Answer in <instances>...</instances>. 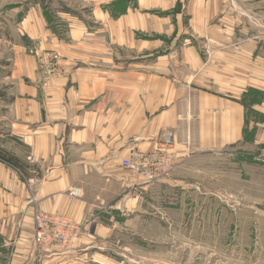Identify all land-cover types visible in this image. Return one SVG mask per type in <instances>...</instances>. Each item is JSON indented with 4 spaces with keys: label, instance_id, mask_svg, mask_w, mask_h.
<instances>
[{
    "label": "crops",
    "instance_id": "1",
    "mask_svg": "<svg viewBox=\"0 0 264 264\" xmlns=\"http://www.w3.org/2000/svg\"><path fill=\"white\" fill-rule=\"evenodd\" d=\"M9 6L19 40L2 120L23 151L6 147L19 165L0 160V264H90L115 245L177 185L175 173L150 182L123 164L164 130L174 168L238 145L264 155V19L249 17H262L264 0ZM46 53L62 75L47 74ZM37 211L68 215L76 234L37 247Z\"/></svg>",
    "mask_w": 264,
    "mask_h": 264
},
{
    "label": "rangeland",
    "instance_id": "2",
    "mask_svg": "<svg viewBox=\"0 0 264 264\" xmlns=\"http://www.w3.org/2000/svg\"><path fill=\"white\" fill-rule=\"evenodd\" d=\"M11 1L0 0V151L7 155L12 152L6 147L22 150L6 135L2 120L14 81L10 59L19 40ZM249 17L264 19V14ZM44 55L38 58L40 63L59 70L47 74L62 75L58 55ZM263 159L255 148L238 145L175 167L171 175L175 173L177 185L160 188L169 198L157 196V210L126 225L112 241L115 245L99 248L101 258L94 252L90 264H264Z\"/></svg>",
    "mask_w": 264,
    "mask_h": 264
},
{
    "label": "built area",
    "instance_id": "3",
    "mask_svg": "<svg viewBox=\"0 0 264 264\" xmlns=\"http://www.w3.org/2000/svg\"><path fill=\"white\" fill-rule=\"evenodd\" d=\"M49 72L58 73L59 70L50 68ZM175 144L174 132L169 129L164 130L157 145L151 151L133 152L130 158L123 161V164L150 182L164 179L174 170ZM78 193L79 191H74V194ZM34 219V242L37 247L53 243L66 244L78 230L74 220L65 215L37 211Z\"/></svg>",
    "mask_w": 264,
    "mask_h": 264
},
{
    "label": "trees",
    "instance_id": "4",
    "mask_svg": "<svg viewBox=\"0 0 264 264\" xmlns=\"http://www.w3.org/2000/svg\"><path fill=\"white\" fill-rule=\"evenodd\" d=\"M0 160L12 165H19L12 155H7L4 151H0Z\"/></svg>",
    "mask_w": 264,
    "mask_h": 264
}]
</instances>
